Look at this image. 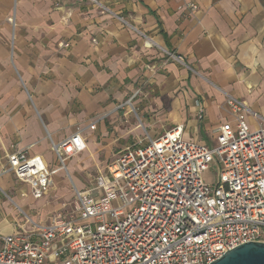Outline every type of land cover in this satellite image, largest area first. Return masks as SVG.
I'll use <instances>...</instances> for the list:
<instances>
[{
  "label": "crops",
  "instance_id": "0c3cea01",
  "mask_svg": "<svg viewBox=\"0 0 264 264\" xmlns=\"http://www.w3.org/2000/svg\"><path fill=\"white\" fill-rule=\"evenodd\" d=\"M96 1L0 0L1 237L47 224L139 141L182 126L186 141L213 144L234 119L228 97L264 128V0ZM79 131L63 170L51 143ZM15 151L53 172L41 199L7 172ZM63 176L72 195L60 203L49 197L68 195L55 188Z\"/></svg>",
  "mask_w": 264,
  "mask_h": 264
},
{
  "label": "built area",
  "instance_id": "2783aa9c",
  "mask_svg": "<svg viewBox=\"0 0 264 264\" xmlns=\"http://www.w3.org/2000/svg\"><path fill=\"white\" fill-rule=\"evenodd\" d=\"M227 104L234 119L216 129L213 144L186 141L177 126L126 147L47 224L0 236V264H210L264 242V128L249 129L246 116L260 117L244 102ZM82 148L80 131L51 143L61 169ZM5 160L34 199L52 185L41 158L15 151ZM211 169L214 186L202 180Z\"/></svg>",
  "mask_w": 264,
  "mask_h": 264
},
{
  "label": "water",
  "instance_id": "95a60500",
  "mask_svg": "<svg viewBox=\"0 0 264 264\" xmlns=\"http://www.w3.org/2000/svg\"><path fill=\"white\" fill-rule=\"evenodd\" d=\"M210 264H264V242H246Z\"/></svg>",
  "mask_w": 264,
  "mask_h": 264
},
{
  "label": "rangeland",
  "instance_id": "374dc122",
  "mask_svg": "<svg viewBox=\"0 0 264 264\" xmlns=\"http://www.w3.org/2000/svg\"><path fill=\"white\" fill-rule=\"evenodd\" d=\"M228 100V99H227ZM204 142H207V141H204ZM68 161V160H67ZM56 165L57 166H61L60 165V163H56ZM63 170H65V169H63ZM202 180L204 181V183L205 184H207V185H210V186H214L216 183H217V181H218V175L213 171V169H211V170H208V171H205V172H203L202 173ZM12 181L16 184V185H20V186H22L24 189H23V191L24 192H26L27 193V188H26V186H24V185H22V184H20V183H18L17 181H16V179L15 178H13L12 177ZM57 181V180H56ZM58 182V181H57ZM55 188H57V191L59 192V191H61V190H63V189H65V190H67L68 191V195L67 196H65V195H63V196H60V195H58L57 193H55L53 196H52V194H51V196L49 197V198H51V197H55V196H57V199H58V201H60V203L62 202V201H64V200H66L67 198H69L71 195H72V192H70L71 191V188H70V183H69V181L67 180V178L65 177V176H63V178L61 179V181L57 184V186H55ZM0 197H4V195H3V193L0 191ZM71 202V201H70ZM69 202V203H70ZM13 209H14V206L12 205L11 206ZM1 234H4L1 230H0V235Z\"/></svg>",
  "mask_w": 264,
  "mask_h": 264
}]
</instances>
